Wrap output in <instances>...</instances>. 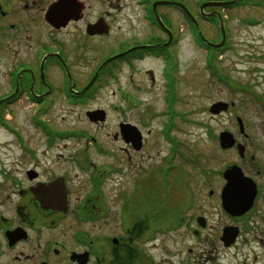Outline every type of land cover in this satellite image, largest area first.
<instances>
[{
	"label": "flooded vegetation",
	"instance_id": "obj_1",
	"mask_svg": "<svg viewBox=\"0 0 264 264\" xmlns=\"http://www.w3.org/2000/svg\"><path fill=\"white\" fill-rule=\"evenodd\" d=\"M58 1L33 0L30 4L26 0L25 11H21L13 0H0V49H11L21 35V39L28 38L31 24L47 26L50 35L49 42H45L41 29L33 35L36 49L32 57L13 55L6 70L8 91L0 97V120L10 121L9 114L25 101L30 108L26 119L35 135L44 139L43 145L37 147L29 144L25 132L13 122L7 128L22 159L12 168L0 170V264H264V137L259 139L249 132L240 116L235 117L234 129H225L220 134L231 133L236 143L245 147L244 155L237 146L224 150L237 151L239 160L219 172L224 178L227 168L238 165L256 183L252 208L239 216L229 214L223 207L225 179L220 189L210 188L208 193L189 190L190 179L189 183L175 184L179 179H173V174L180 166L172 161L173 154L167 165H162L165 177L161 180L156 175L158 170L153 174L137 164L136 174L128 182L124 164L131 161L132 153L141 155L149 146L151 132L145 134L141 128V115H138L140 124H134L125 118V109L111 107L121 115L112 133V138L121 144L119 151L88 130L58 129L48 119L59 103L74 111L92 107L99 101L101 90L121 82L126 73H130L129 84L134 85L132 73L148 60L160 63L166 101L172 98L178 68L174 49L180 41L164 9L180 11L188 27L189 18L184 10L178 5H158L156 10L165 29L153 7L154 17L149 14V1L141 0L147 11L144 20L150 30L148 38L120 39L116 47L106 50L94 45L93 40L105 39L113 30L109 12L106 16L88 17L87 0H76L78 8L71 13V19L65 26L57 27L47 21L46 14ZM153 1L179 2L187 7L184 0ZM31 11L44 12L42 19L33 17ZM211 12L219 13L209 9L205 14ZM211 19L216 20L217 16ZM80 23L82 35L72 41L57 37L56 34ZM216 53L218 60L226 50ZM117 55L120 56L110 61ZM95 58L98 60L93 64ZM217 68L215 79L223 84L229 76L219 65ZM234 85L249 91L243 85ZM229 105L227 111L233 110L235 103ZM94 112H101V118L92 120L90 113ZM261 113L264 114V107ZM110 116V110L104 107L86 110V118L92 125H107ZM126 125L138 129L140 148L126 140L123 134ZM61 142L65 144L62 146ZM178 148L175 152L181 155ZM53 153L68 165V170L59 173L54 169L49 159ZM160 170L163 171L162 167ZM79 176H85L87 183L80 181L82 187L77 189L73 179L78 180ZM215 203L221 213L218 211L219 221L213 224L210 214ZM228 227L236 232L229 247L222 240ZM207 233H215L216 241L209 243V237L204 236Z\"/></svg>",
	"mask_w": 264,
	"mask_h": 264
},
{
	"label": "rangeland",
	"instance_id": "obj_2",
	"mask_svg": "<svg viewBox=\"0 0 264 264\" xmlns=\"http://www.w3.org/2000/svg\"><path fill=\"white\" fill-rule=\"evenodd\" d=\"M25 1L13 0V3L19 10L25 11L23 8ZM27 1L30 4L33 2V0ZM45 1L48 3L53 0ZM203 1L213 0H184L187 8L199 19L198 23L203 35L210 41L219 37L221 41L219 23L217 21L212 23L200 17L198 6ZM87 4H89L88 17L94 18L99 14L106 16V12H109L107 16L112 23L113 30L110 31L109 36L102 40H93L94 45H100L102 49L106 47L107 50L116 47L120 39L134 38L143 41L148 38L150 30L144 20L147 11L146 6L141 4V0H87ZM209 9H216L225 18V28L229 33V46L224 57L218 58L216 64L229 76L230 87L215 79L213 72L208 68V52L198 45L191 26L187 27L182 13L174 8H166L164 11H167L180 41L174 49L178 68L176 69L175 90L171 89L172 99L176 101L171 105L168 104L159 73L160 63L148 60L137 66L138 70L132 73L135 78L134 85L139 83L140 86L129 84L130 73H126L121 82L105 86L98 96L99 101L92 107L75 108L76 111H74L63 103H59L48 117L51 125L58 129L88 130L93 135L100 136L103 141H109L107 145L111 149L119 151L121 144L112 138V133L114 134L115 124L118 123L121 115L111 110L112 106H118L126 110L125 118L131 123L140 124L138 115H141V128L145 134L151 132L148 136L147 150L141 155L132 153L131 161L124 164L126 170L124 176L130 180L128 182L131 183V179L134 178L137 164L142 165L144 171H153V174L154 170H158L156 175L159 180L165 177V171H162L160 175L159 168L163 164L167 165L168 159L173 154V146L176 145L182 154H173L174 160L172 161L180 166V169L174 171L173 174V179H179L175 184L180 181L189 183L187 180L190 179L189 190L195 189L198 193H208L210 188L220 189L224 184V178L219 172H223L227 165L239 160L237 151L234 153L221 149L218 140L220 132L225 129H234L237 125L235 117L238 115L244 120L249 132H253L259 139L264 137V114L261 113L264 107V7L247 2L244 5L226 9L219 6H208L205 7L204 12ZM31 12L33 17L38 16L41 19L44 14L40 12V15L39 11ZM29 29L28 38L25 36L21 39V35L19 42L12 44L11 49H0V97L8 91L6 70L13 55L17 53L18 58L22 55L32 57L36 49L32 38L33 35L38 34L40 29L45 42H49L50 35L47 26L31 24ZM83 32L82 23H80L56 35L72 41L74 37L82 35ZM97 60L95 58L93 64ZM234 83L243 85L249 91L236 87ZM218 102H233L235 107L233 110L229 109L225 113L214 115L210 109ZM132 104L135 108L129 107ZM103 107L111 112L108 124L92 125L86 118L87 108ZM29 111V105L25 101L21 102L9 114L10 121L4 118V123L10 125L13 122L25 132L30 140H28L29 144L39 147L43 145L44 139L35 135V130L26 119ZM171 112L173 115L169 114ZM108 132L110 135L107 136ZM59 144L63 146L65 143ZM54 153L49 157L55 166L54 169L59 173L68 170V165L60 158L56 159ZM20 154L17 143L8 133L7 127L0 124V170L12 168L14 164L21 161ZM101 161L104 162L106 159ZM78 178V180L73 179L78 184L77 189L82 185L80 181L87 183L85 176ZM212 207L213 214H210V218L213 224H216L219 221L220 209L216 203ZM204 236L209 237V243L216 241L217 237L215 233H207Z\"/></svg>",
	"mask_w": 264,
	"mask_h": 264
},
{
	"label": "water",
	"instance_id": "obj_3",
	"mask_svg": "<svg viewBox=\"0 0 264 264\" xmlns=\"http://www.w3.org/2000/svg\"><path fill=\"white\" fill-rule=\"evenodd\" d=\"M243 0H234L229 2H217V1H209L205 2L200 7V12L206 17H213L215 16L214 12L205 14L204 9L208 6H227V5H234L238 4ZM74 0H59L58 2L54 3L50 9L48 10L46 14L47 21L52 24L53 26H65L67 22L71 19V13L75 12L77 10V2L76 6L73 4ZM159 4L164 5H180L186 13L190 16L192 21L196 24L197 28L199 29L198 21L193 17L191 12L181 3L178 2H169V1H162L157 2L154 4V10L156 12V7ZM70 7H74L73 9H70ZM157 15V12H156ZM217 17L220 21V28L222 31V41L219 44H213L209 42L204 36L202 35V32L199 30V33L201 37L206 41V43L210 46L214 47H221L225 40H226V31L224 28V22L223 18L220 13H216ZM158 17V15H157ZM77 18V17H76ZM159 21L161 22L160 18L158 17ZM63 22V23H62ZM162 24V22H161ZM163 25V24H162ZM164 26V25H163ZM91 33H94L95 31H91ZM107 32V30L105 31ZM170 38L172 37L171 32L169 31ZM116 58V57H115ZM112 58L111 60L115 59ZM228 109V104L225 102H218L214 104L210 111L212 114L216 115L219 114L222 111H226ZM101 112H94L90 113L92 117V120L96 121L100 116ZM98 116V117H97ZM102 120V119H100ZM239 124L241 126V129L243 130V121L239 118ZM127 127L126 131L123 130V134L128 142H132V144L136 148H140L141 146V136L139 134V131L136 127L131 125H126ZM236 144V140L233 137V135L229 132H223L220 135V145L223 149H229L234 147ZM239 152L241 155H244L245 147L242 145H238ZM224 178L226 180V185L223 189L222 195H223V207L224 209L231 215L239 216L243 215L246 212H248L255 201L256 195H257V186L256 183L249 177L245 176L243 170L237 166L233 165L230 168H228L224 172ZM236 238V232L234 231V228L228 227L224 230L222 240L225 242L226 246H230L233 244L234 240Z\"/></svg>",
	"mask_w": 264,
	"mask_h": 264
},
{
	"label": "trees",
	"instance_id": "obj_4",
	"mask_svg": "<svg viewBox=\"0 0 264 264\" xmlns=\"http://www.w3.org/2000/svg\"><path fill=\"white\" fill-rule=\"evenodd\" d=\"M247 2H257V3H260L262 6H264L263 0H245L241 4H245ZM190 25H191V28L193 29V31H195V27L191 22H190ZM219 40H220V37L217 38L216 40H212V41L218 42ZM199 42L202 44V41L200 39H199ZM210 66H211V68H214V65L211 64Z\"/></svg>",
	"mask_w": 264,
	"mask_h": 264
},
{
	"label": "bare ground",
	"instance_id": "obj_5",
	"mask_svg": "<svg viewBox=\"0 0 264 264\" xmlns=\"http://www.w3.org/2000/svg\"><path fill=\"white\" fill-rule=\"evenodd\" d=\"M170 2V1H169ZM75 6H76V0H74V3H73ZM170 5V4H169ZM173 5V4H172ZM74 7H70V9H73Z\"/></svg>",
	"mask_w": 264,
	"mask_h": 264
}]
</instances>
